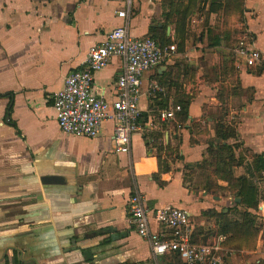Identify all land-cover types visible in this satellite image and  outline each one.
<instances>
[{
  "label": "crops",
  "instance_id": "obj_1",
  "mask_svg": "<svg viewBox=\"0 0 264 264\" xmlns=\"http://www.w3.org/2000/svg\"><path fill=\"white\" fill-rule=\"evenodd\" d=\"M229 2L199 1L184 20L168 15L169 0H132L125 20L118 16L124 2L114 0H0V264L15 257L21 264H187L178 254L154 259L130 223L137 194L151 209L189 212L195 240L205 243L224 235L220 214L243 222L248 212L257 234L244 240L225 235L224 264H264V173L251 180L259 195L255 209L187 183L209 146L226 144L217 136L219 124L237 130L227 142L244 159L235 175L249 177L242 171L253 172L254 157H264V0H240L236 14L227 12ZM125 24L134 38L155 33L163 47L178 50L144 76L143 130L129 155L114 151L113 122L97 139L71 136L54 108L65 78ZM243 41L262 53L258 67L237 63L233 50ZM122 68L114 58L95 76L111 100ZM154 83L162 89L157 94ZM186 106L187 118L160 119ZM46 176L65 183L45 185ZM235 207L239 212L229 213ZM152 229L164 231L154 222Z\"/></svg>",
  "mask_w": 264,
  "mask_h": 264
},
{
  "label": "built area",
  "instance_id": "obj_2",
  "mask_svg": "<svg viewBox=\"0 0 264 264\" xmlns=\"http://www.w3.org/2000/svg\"><path fill=\"white\" fill-rule=\"evenodd\" d=\"M124 2L118 16L128 20L132 0ZM238 64L256 68L263 62L262 53L246 41L234 50ZM178 54L177 47L161 46L155 39L134 38L127 24L112 30L105 42L91 48L82 69L70 73L63 90L55 97L54 108L61 130L71 136L97 139L105 123H114L115 153L131 154L133 137L143 130L140 100L144 76L169 62ZM114 58H120L123 68L115 83L111 100L96 85V74L106 69ZM152 93L162 89L153 84ZM181 107L161 113L162 121L175 120ZM130 223L140 237L149 242L155 260L172 254L180 255L187 264H224L225 235H216L210 242L195 240L194 222L189 212L175 207L151 209L147 200L137 194L130 200ZM156 223L164 231L154 233Z\"/></svg>",
  "mask_w": 264,
  "mask_h": 264
},
{
  "label": "trees",
  "instance_id": "obj_3",
  "mask_svg": "<svg viewBox=\"0 0 264 264\" xmlns=\"http://www.w3.org/2000/svg\"><path fill=\"white\" fill-rule=\"evenodd\" d=\"M199 1L208 0H169V6L172 9L168 15L171 16L173 14H178L183 16V19L186 20L195 12ZM239 1L240 0H230L229 5L227 6V12L229 11L231 14L241 13L242 7ZM151 30L154 32L155 28ZM150 37L155 39L159 44H162L161 46H165L163 42L160 43L155 33ZM187 112L188 107H183L179 116L187 118ZM217 136L226 144L210 145L203 162L197 165V168H203L204 171L210 172L207 181L202 188L208 193L212 191L217 192V190L233 192L236 198L242 199V203L237 206L243 205L249 209L257 208L259 203L258 188L252 183L249 177H237L235 175L236 168L242 166L244 161L242 157L237 159L235 147L227 143L231 139L237 138L238 134L236 128L227 124H219L217 127ZM263 173L264 157L255 156L253 162V175L262 178ZM213 174H215L216 180L213 179ZM219 181L227 183V187L220 186ZM233 211L236 213L239 212L237 207L230 209L229 213H232ZM218 221L220 234L227 235L228 237L230 236L233 240L235 239V236L238 235L244 240L246 238H253L257 234L254 229L255 222L248 212L244 213L243 222H239L238 220L231 221L229 215L225 213L219 215ZM226 244H228L227 241L225 245ZM84 252L85 254L89 253L88 251ZM88 261H91V259L89 258ZM13 264H21L18 257H15Z\"/></svg>",
  "mask_w": 264,
  "mask_h": 264
},
{
  "label": "rangeland",
  "instance_id": "obj_4",
  "mask_svg": "<svg viewBox=\"0 0 264 264\" xmlns=\"http://www.w3.org/2000/svg\"><path fill=\"white\" fill-rule=\"evenodd\" d=\"M248 168H249L248 166L245 167V169L242 171V173H246L247 175L249 174L250 175L249 178L251 180H253V181L256 180L257 177H254L253 172H250V170H248ZM198 170L196 171V174L194 176L189 175L190 177H188V180H187L188 181L187 183L190 184V187L192 189L198 188V184L202 185V187H203L205 182L207 181V178H208L209 174H210V172L204 171L203 168L202 169L200 168ZM237 174H240V173H237ZM236 176L240 177L239 175H236ZM213 179L216 180L215 174H213ZM219 182H223V181H219ZM202 187H200V190L204 191V188H202ZM229 193H232V194H229ZM226 194H228V195L226 196ZM234 195L235 194L233 192L217 190V192H215L214 196L221 197V198H224V199L230 196L233 199H235Z\"/></svg>",
  "mask_w": 264,
  "mask_h": 264
},
{
  "label": "water",
  "instance_id": "obj_5",
  "mask_svg": "<svg viewBox=\"0 0 264 264\" xmlns=\"http://www.w3.org/2000/svg\"><path fill=\"white\" fill-rule=\"evenodd\" d=\"M43 184H63L65 180L59 176H46L42 178ZM237 202H240V199H236Z\"/></svg>",
  "mask_w": 264,
  "mask_h": 264
}]
</instances>
